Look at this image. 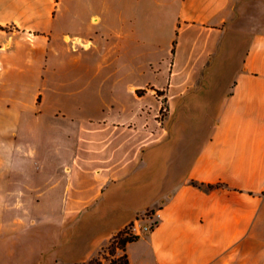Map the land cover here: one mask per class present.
Masks as SVG:
<instances>
[{"label": "crops", "instance_id": "1", "mask_svg": "<svg viewBox=\"0 0 264 264\" xmlns=\"http://www.w3.org/2000/svg\"><path fill=\"white\" fill-rule=\"evenodd\" d=\"M143 3L0 0V24L17 27L0 29V264L87 262L131 223L129 264H264V0ZM148 9L165 35L142 28ZM56 13L82 50L101 35L124 55L71 157L41 93L4 91L45 77Z\"/></svg>", "mask_w": 264, "mask_h": 264}, {"label": "rangeland", "instance_id": "2", "mask_svg": "<svg viewBox=\"0 0 264 264\" xmlns=\"http://www.w3.org/2000/svg\"><path fill=\"white\" fill-rule=\"evenodd\" d=\"M143 1L131 0V3L139 10L145 6ZM154 2L155 0H148L147 6L150 7ZM144 16L141 25L149 33L165 35L169 31V20L157 17L150 9L147 11L146 18ZM46 17L41 20V24L45 23ZM127 22L124 17L118 18L117 26L122 31H126L129 26L135 28V20L130 25ZM139 23L138 21V25ZM103 24L107 32L109 30L108 21H103ZM50 28L53 31L51 42L53 44L54 62L47 67L45 77L27 76L19 83H5L4 91L29 99L35 93H41L44 99L42 108L46 113H51V117L49 115L46 117V122H51L53 127H58V131L56 129L53 134H60V127L63 129L62 134L72 133L66 150L67 155L71 157L76 150L74 133L77 120L84 114H94L100 104H106L113 98L114 83L110 73L113 72L115 64L121 63L122 65L124 63V55L110 51L106 47L108 42H105V38L102 39L101 35L95 38L97 47L82 50L76 41L75 32L66 28L64 18L60 13H56V16L51 20ZM65 33L69 36L68 38H66ZM76 46L78 47L76 48ZM85 62H88L89 65H86ZM130 83L123 81L117 87L122 89L123 94L129 95ZM71 118H74V121L71 122ZM65 128L72 132L65 133ZM51 155L52 158L55 157L54 152ZM36 156L43 157V149L37 148ZM131 234L133 235L134 232L127 226L123 232L111 239L108 246L99 255L90 259L91 262L87 264H111V260L117 258V264H122L124 251L118 245L122 237ZM113 250L114 253H111L110 251Z\"/></svg>", "mask_w": 264, "mask_h": 264}, {"label": "trees", "instance_id": "3", "mask_svg": "<svg viewBox=\"0 0 264 264\" xmlns=\"http://www.w3.org/2000/svg\"><path fill=\"white\" fill-rule=\"evenodd\" d=\"M14 28L17 29V27H15V26L1 25V24H0V29H2V30H12V29H14ZM140 91H141V89H137V93H140ZM156 93H157L158 95L160 94L158 90H156ZM163 108H164V101H163V103H162V109H163ZM161 112H162V110H161ZM193 183L196 184L195 182H193ZM209 186L212 187L213 185H212V184H209ZM130 225H132V223L129 224V226H130ZM124 230H125V228L122 229V230H120L116 235H114V237H113L112 239H114L119 233L123 232ZM137 238H138V236L135 235V234H133V235L131 234V235H128V236H126V237H122V238H121L118 247L122 248L123 251H124V253H123V255H122V258H123V260H122V264H129L127 254H126V252H125V246H126V244H127L128 242H131V241H133V240H136ZM110 252H111V253H114V250H113V251H110ZM117 260H118V258H117V259H112V260H111V264H117ZM90 262H91V261L89 260L88 262H78V263H73V264H87V263H90Z\"/></svg>", "mask_w": 264, "mask_h": 264}, {"label": "built area", "instance_id": "4", "mask_svg": "<svg viewBox=\"0 0 264 264\" xmlns=\"http://www.w3.org/2000/svg\"><path fill=\"white\" fill-rule=\"evenodd\" d=\"M155 225V221H152L151 224H148V225H144L143 227V230L144 231H147V230H150L153 226ZM129 228H133V225H128Z\"/></svg>", "mask_w": 264, "mask_h": 264}]
</instances>
